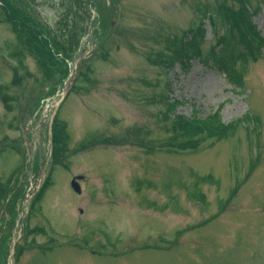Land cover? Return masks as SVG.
<instances>
[{
  "label": "rangeland",
  "instance_id": "obj_1",
  "mask_svg": "<svg viewBox=\"0 0 264 264\" xmlns=\"http://www.w3.org/2000/svg\"><path fill=\"white\" fill-rule=\"evenodd\" d=\"M30 1L48 23L63 9ZM248 1L259 50L247 53L244 87L210 62L247 52L244 37L203 13L237 0H91L76 57L61 54L68 67L27 58L20 99L0 102V264H264V1ZM202 21L199 54L168 67L169 41ZM12 37L0 23V50ZM0 77H13L2 54ZM44 80L56 88L32 114ZM215 112L232 131L181 148L174 117Z\"/></svg>",
  "mask_w": 264,
  "mask_h": 264
},
{
  "label": "trees",
  "instance_id": "obj_2",
  "mask_svg": "<svg viewBox=\"0 0 264 264\" xmlns=\"http://www.w3.org/2000/svg\"><path fill=\"white\" fill-rule=\"evenodd\" d=\"M237 1V5L233 4L231 8L228 5H224L223 8L220 5L216 10L205 7L203 13L209 18L212 25L215 24V19L219 20V17L223 22H230L231 31H238L241 33V37H244L248 47L247 52L239 51L236 57H234V53H229L232 61L223 57H215L210 61L213 66L216 65L223 71L231 85L244 87V74L248 69V54L255 56L256 50L259 49H256L248 38L252 32L251 40L258 41L256 39L258 37L253 35L255 11L252 10L248 0ZM59 2L57 4L62 6V12L54 23H48L36 15L30 0H0V23L9 25L14 33V37L4 41L0 50V54L8 64H11L13 70V77L10 82H5L0 77V102L8 110H11L20 99L19 89L27 86L30 77L27 58L34 56L40 68L53 67L62 62L66 63L64 60L60 61L62 53L67 54L72 62L82 45L84 36L89 31L87 28L93 22V7H95L91 4V0H60ZM95 33L98 37L100 36L97 29H95ZM205 33V23L202 21L197 29L192 26L182 33L181 38L170 40L168 46L175 48V56L172 58L170 53H165L167 66L170 67L173 63L189 64L193 62L196 57L194 53L199 54L197 37L199 35L204 37ZM259 34V39H263L264 36L260 32ZM217 45L222 46L220 50L224 52L230 48L224 38H220ZM218 53L220 54V51ZM66 64L68 67V62ZM86 77H88L87 74L81 79H86ZM43 83H46L44 91L40 93L43 95L36 98L33 112L46 96L44 94L46 88H56L54 83H49V80H44ZM169 105L172 108L174 106L169 103L168 108H170ZM32 110L31 113H33ZM173 122L174 137L186 136L187 138L179 144L183 149L197 147L207 138H223L233 128V124L224 123L218 112L208 114L206 117L195 115L193 118H189L185 115H179L174 117ZM2 123L3 121H0V130ZM56 123H60L58 116L55 119ZM8 185V181L0 182V200L5 195Z\"/></svg>",
  "mask_w": 264,
  "mask_h": 264
},
{
  "label": "water",
  "instance_id": "obj_3",
  "mask_svg": "<svg viewBox=\"0 0 264 264\" xmlns=\"http://www.w3.org/2000/svg\"><path fill=\"white\" fill-rule=\"evenodd\" d=\"M79 177H81V176H79ZM72 185H73L74 189L77 190L79 193L82 191L81 186H80L78 180H76V178L73 179Z\"/></svg>",
  "mask_w": 264,
  "mask_h": 264
}]
</instances>
